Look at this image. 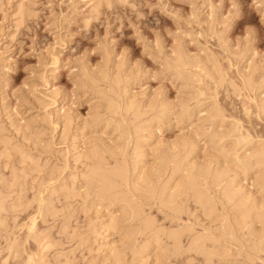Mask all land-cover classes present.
<instances>
[{"label": "clouds", "instance_id": "1", "mask_svg": "<svg viewBox=\"0 0 264 264\" xmlns=\"http://www.w3.org/2000/svg\"><path fill=\"white\" fill-rule=\"evenodd\" d=\"M0 264H264V0H0Z\"/></svg>", "mask_w": 264, "mask_h": 264}, {"label": "rangeland", "instance_id": "2", "mask_svg": "<svg viewBox=\"0 0 264 264\" xmlns=\"http://www.w3.org/2000/svg\"><path fill=\"white\" fill-rule=\"evenodd\" d=\"M81 146H83V145H81ZM69 187H70V185H69ZM90 206H95L94 205V202H91V204H90ZM107 220L109 221V218H108V215H107V213H105V212H103V211H101L100 212V214H99V216L98 217H96L95 218V226H94V228H95V230L97 231V232H99L101 235H103L104 234V232H105V230L104 229H102L103 227V223H107ZM101 229H100V228ZM104 230V231H103ZM109 235H111V233H109ZM102 258H104V257H102Z\"/></svg>", "mask_w": 264, "mask_h": 264}, {"label": "bare ground", "instance_id": "3", "mask_svg": "<svg viewBox=\"0 0 264 264\" xmlns=\"http://www.w3.org/2000/svg\"><path fill=\"white\" fill-rule=\"evenodd\" d=\"M108 223H109V221H108V220H107V223H106V222H105V223H103V226H102L103 228H102V229H104L105 231H107V228H106V226L108 225ZM95 225H96V224H95ZM95 225H94V226H95ZM99 228H100V227H99ZM100 229H101V228H100ZM104 230H103V231H104ZM102 259H103V258H102Z\"/></svg>", "mask_w": 264, "mask_h": 264}]
</instances>
